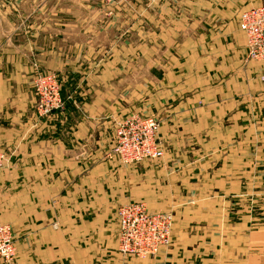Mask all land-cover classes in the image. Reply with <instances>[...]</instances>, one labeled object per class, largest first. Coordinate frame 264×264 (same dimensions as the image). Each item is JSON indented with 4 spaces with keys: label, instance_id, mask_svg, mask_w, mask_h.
Returning <instances> with one entry per match:
<instances>
[{
    "label": "crops",
    "instance_id": "0c3cea01",
    "mask_svg": "<svg viewBox=\"0 0 264 264\" xmlns=\"http://www.w3.org/2000/svg\"><path fill=\"white\" fill-rule=\"evenodd\" d=\"M263 3L41 0L0 26V224L14 264H264V62L247 59L238 30ZM156 40L163 74L141 80L132 62ZM39 73L63 98L43 118ZM132 113L160 121V159L110 155ZM131 202L172 213L169 248L118 251L116 211Z\"/></svg>",
    "mask_w": 264,
    "mask_h": 264
},
{
    "label": "built area",
    "instance_id": "2783aa9c",
    "mask_svg": "<svg viewBox=\"0 0 264 264\" xmlns=\"http://www.w3.org/2000/svg\"><path fill=\"white\" fill-rule=\"evenodd\" d=\"M117 3L124 0H97ZM238 30L246 39L248 60L264 62V3L244 10L238 18ZM264 83V75L260 77ZM36 98L35 110L39 117H48L63 107L61 85L52 73H39L33 81ZM160 121L155 117L132 113L118 121L114 130V143L110 155L123 165H132L163 156L158 138ZM5 155L0 151V171ZM118 251L123 256L154 257L172 242L173 215L168 212L147 211L142 202H131L117 208ZM16 247L8 225L0 224V260L14 264Z\"/></svg>",
    "mask_w": 264,
    "mask_h": 264
},
{
    "label": "rangeland",
    "instance_id": "374dc122",
    "mask_svg": "<svg viewBox=\"0 0 264 264\" xmlns=\"http://www.w3.org/2000/svg\"><path fill=\"white\" fill-rule=\"evenodd\" d=\"M41 0H0V26L1 28L8 23H17L20 19L23 20V2H35ZM45 1H55V2H75V1H91V0H45ZM96 1V0H95ZM0 28V29H1ZM144 44H147V41L143 42L141 40V49L146 51ZM155 48V53H137V57L134 59L132 64L137 66L140 71L141 80L149 78L151 76H159L163 74V63L165 62V53H163L164 47L156 40V45H153ZM151 49V47H150ZM131 55L125 53V62L130 64ZM154 72H152V70ZM122 206V205H121ZM120 207V206H119ZM148 211V210H147Z\"/></svg>",
    "mask_w": 264,
    "mask_h": 264
},
{
    "label": "trees",
    "instance_id": "16d2710c",
    "mask_svg": "<svg viewBox=\"0 0 264 264\" xmlns=\"http://www.w3.org/2000/svg\"><path fill=\"white\" fill-rule=\"evenodd\" d=\"M61 92H62V89H61ZM62 94V93H61Z\"/></svg>",
    "mask_w": 264,
    "mask_h": 264
}]
</instances>
